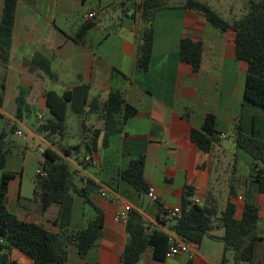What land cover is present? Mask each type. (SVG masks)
<instances>
[{"label": "crops", "instance_id": "0c3cea01", "mask_svg": "<svg viewBox=\"0 0 264 264\" xmlns=\"http://www.w3.org/2000/svg\"><path fill=\"white\" fill-rule=\"evenodd\" d=\"M138 2L15 0L10 37L0 39V134L6 125L14 127L10 141L16 146L5 163V172L14 175L6 188L7 210L18 221L41 226L52 234H74L94 218L89 207L85 214L82 200L71 192L61 208H49L41 216L18 202L28 200L21 196L23 152L28 139L42 147H38L40 154L47 150L66 160L76 192L86 191L88 196L89 184L95 186L90 200L103 214L100 238L83 261L73 247H68L66 264H120L126 235L123 224L113 219L116 215L124 218V208L136 211L148 231L163 234L171 233L174 224L166 212L180 207L186 188L191 190L189 203L199 199L202 204L207 194L221 212L227 199L228 172L235 193L229 200L236 207L235 219L240 217L247 197L258 208L259 217H264V196L246 185L252 174L251 160L245 156L239 159L235 154L237 157L225 166L220 156L231 154L219 145L203 155L188 139L189 132L198 130L204 116L210 114L217 132L223 135L221 141L239 123L245 135L264 142V111L241 103L246 65L234 59L231 34L212 29L196 12L161 10L149 25L152 54L147 71L140 74L135 70L140 25L137 15L130 18L129 8ZM90 14L93 17L87 19ZM85 25H90L88 30L78 33ZM184 39L201 45L196 73L178 62L177 46ZM36 57L39 63L47 62L53 79L33 64ZM46 92L58 97L67 95L69 101L61 136L45 140L51 128L41 134L37 129L41 122L50 120L43 97ZM114 92L134 114L123 123L119 135L103 138L100 133L96 150L87 157L83 144L88 133L103 129L102 114L90 112L88 104L96 102L102 108ZM19 95L25 112L17 114ZM16 132L22 134V139L14 135ZM78 147L76 152L69 151ZM63 149L69 153L68 158L61 155ZM83 157L90 162L78 166L77 161L80 163ZM139 157L144 159L143 180L153 190L155 203L146 196L140 199L119 177L128 163ZM212 167L215 182L214 178L211 181ZM98 191L105 193V200L99 198ZM259 233L261 240L250 264H264V228ZM209 243L219 244L203 240L194 246L191 260L178 255L157 262L146 251L137 264H218L222 247L218 251ZM227 260L232 264L231 258ZM19 264L26 262L20 258Z\"/></svg>", "mask_w": 264, "mask_h": 264}, {"label": "trees", "instance_id": "16d2710c", "mask_svg": "<svg viewBox=\"0 0 264 264\" xmlns=\"http://www.w3.org/2000/svg\"><path fill=\"white\" fill-rule=\"evenodd\" d=\"M170 0H139L130 6L131 15H137L140 28L137 32V45L135 51V70L142 74L148 69L153 44V33L150 25L155 15L161 10L181 9L193 11L204 18L205 23L221 34L229 33L232 36L234 59L246 65V76L241 103L247 107L264 111V0H243L244 14L238 19L223 20L214 12L207 0H185L182 6L165 7ZM15 10V0H0V39L8 40L12 30ZM231 12V11H230ZM229 12V13H230ZM228 18L230 16L226 15ZM90 25L83 26L78 33L87 31ZM201 57L200 43H194L184 39L177 46L178 62L186 66L191 73L199 69ZM36 65L47 77L53 79L49 73L46 61L40 62L39 58L33 59ZM45 108L50 117L49 121L41 122L37 133H46V140L54 135L60 137L64 129L66 115L67 95L58 97L52 92L43 94ZM2 98L0 96V106ZM90 112L102 114V131H92L83 144V153L89 155L96 150V141L100 133L105 136H117L123 123L131 118L134 110L128 107L120 94L110 93L102 108L96 102L88 104ZM25 110L22 96L16 101L17 114ZM25 112V111H24ZM186 117H184L185 119ZM14 127L5 126L0 134V264H19V259L26 264H66V249L73 247L77 258L84 260L87 253L93 248L100 238L103 225V214L95 208L90 200V194H94L95 186L89 184V197L86 191L76 192L72 184L73 173L61 156L50 151H43L39 169L45 174L44 178L35 175L31 198L20 200L33 213L41 216L49 208H61L66 202L68 193L71 192L88 206L94 218L87 222L85 227L74 234L68 235L60 232L52 234L41 226L18 221L6 208V188L14 175L5 172L6 156L11 154L16 146L10 141ZM232 144L235 150L245 153L251 160V176L246 184L257 195L264 196V142L252 136L244 134L240 124H236L230 131ZM219 133L216 130L215 119L212 115L204 116L202 125L198 130H191L188 139L195 145L198 152L203 155L211 153L214 147H218ZM76 149L69 151L76 152ZM61 155L69 157L66 150H60ZM82 158L77 161L78 166L86 164ZM89 159V158H88ZM224 164V155L220 156ZM230 165V158H228ZM144 159L139 157L130 161L126 169L120 173L122 182L129 186L141 199L147 194V186L143 180ZM197 170V166L194 167ZM212 167L211 178L215 179ZM232 174H226L228 183L227 199L221 212H217V204L210 200L206 194L201 206H193L188 202L191 190L184 189L179 211V219L173 220L170 228L183 243L199 246L207 239L217 242L222 247L218 264H228L227 256H230L232 264H250L255 255L257 243L261 240L259 224H264V217H259V210L250 197L241 207L240 217L235 219L236 207L229 203L230 198L235 197L231 185ZM210 181V182H211ZM216 179L214 180V182ZM160 224V220L157 219ZM126 243L120 257V264H137L146 251H149L154 261H162L170 247L166 234L156 230L148 231L140 215L136 211H128L123 220ZM221 231L219 237L211 235V231ZM190 264V263H188Z\"/></svg>", "mask_w": 264, "mask_h": 264}, {"label": "rangeland", "instance_id": "374dc122", "mask_svg": "<svg viewBox=\"0 0 264 264\" xmlns=\"http://www.w3.org/2000/svg\"><path fill=\"white\" fill-rule=\"evenodd\" d=\"M241 2H243V0H211L208 3V6L217 14L220 15V17L223 20H227V19H238L241 17V15H243L244 9H243V4H241ZM229 10V11H228ZM231 11V12H230ZM231 13V18H228L226 15L230 16ZM26 145V150H24L23 155H24V161H23V170H22V190H21V196L26 198V199H30L31 198V191H32V185H33V181L35 178V174H36V170L39 169V163L41 162V154L38 150V147H40L42 149L41 146H39V144H37L36 142H32L31 139H28L25 143ZM222 149H224L227 153L231 154V156L225 155L224 154V165L228 164V158H230V160L232 158H234L235 156L238 157L239 159L243 156H245L246 158H249L245 153L237 151L234 149L233 144H232V140H231V135L228 132L226 134V137L223 141L219 142L218 144ZM226 166V165H225ZM85 214H87V212H89L88 206L85 205ZM171 222V221H170ZM262 228H264V224L261 222L259 224V229L261 230ZM211 233L213 235L216 236H220L221 235V231H216V230H212ZM210 248H213L215 246V248L218 249V251H220L221 249V245L216 244V245H212L211 243H209ZM213 246V247H211ZM207 251V250H206ZM204 252V250H203ZM218 254V252H217ZM227 259H230V256H227Z\"/></svg>", "mask_w": 264, "mask_h": 264}, {"label": "built area", "instance_id": "2783aa9c", "mask_svg": "<svg viewBox=\"0 0 264 264\" xmlns=\"http://www.w3.org/2000/svg\"><path fill=\"white\" fill-rule=\"evenodd\" d=\"M92 17H93V15L90 14L87 16V19H91ZM14 135L17 138L22 139V134L20 132H16ZM222 139H223V135H219L218 140H222ZM84 161L87 163L90 162V160L88 158H85ZM35 175L38 176L39 178L45 177V174L43 172H41L40 170H38ZM97 195L101 199H104V200L106 199V195L103 191H98ZM146 197L149 200V202L155 203L156 199H155V196H154L152 189L147 190ZM237 201H240V199H237ZM191 205L199 207L202 204H201V201L199 199H192ZM128 211H130L129 208H124L125 213H127ZM179 215H180L179 208H173V209H170L166 212V216L172 221L178 220ZM123 220H124V218H120V215H116L115 218L113 219V222L123 224ZM166 235L168 237L170 247H169L165 257L174 258L175 256H178V255H185V256H187V258L189 260H191L193 258V249H194L193 245L183 243L173 233H169Z\"/></svg>", "mask_w": 264, "mask_h": 264}, {"label": "water", "instance_id": "95a60500", "mask_svg": "<svg viewBox=\"0 0 264 264\" xmlns=\"http://www.w3.org/2000/svg\"><path fill=\"white\" fill-rule=\"evenodd\" d=\"M185 0H170L165 4V7L170 8L172 6H182L184 4ZM149 27V25H148ZM142 197H144V194H141Z\"/></svg>", "mask_w": 264, "mask_h": 264}]
</instances>
